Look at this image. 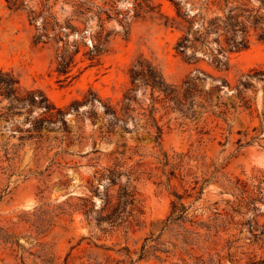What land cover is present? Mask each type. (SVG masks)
I'll use <instances>...</instances> for the list:
<instances>
[{
  "label": "rangeland",
  "instance_id": "obj_1",
  "mask_svg": "<svg viewBox=\"0 0 264 264\" xmlns=\"http://www.w3.org/2000/svg\"><path fill=\"white\" fill-rule=\"evenodd\" d=\"M207 2L23 0L15 10L0 0V70L12 72L22 90L42 91L66 123L33 138L42 109L11 115L0 98V264H264V198L253 190L264 174V81L253 79L255 88L246 91L250 108L235 94L239 80L264 71V42L245 19L248 12L264 16V0ZM41 3L62 27L57 42L50 28V39L33 42L41 17L31 24L28 9ZM173 3L187 21L199 8L207 19L219 18L207 39L213 52L218 35L223 43V22L230 23L224 18L235 16L230 7L248 11L237 18L248 28V48L228 53L226 70L214 66L205 47L188 62L175 49L186 23ZM200 23L193 21V30ZM100 31L106 42L91 62ZM64 45L78 51L68 77L56 72V49ZM138 56L167 83L195 78L202 92L185 114L154 104L159 141L148 90H136L123 121L114 125L104 113V105L120 108ZM236 180L248 185L244 195L253 201L233 188ZM122 187L133 191L135 211L129 215L127 207L114 226L98 223ZM179 203L187 207L184 219L172 212Z\"/></svg>",
  "mask_w": 264,
  "mask_h": 264
},
{
  "label": "trees",
  "instance_id": "obj_2",
  "mask_svg": "<svg viewBox=\"0 0 264 264\" xmlns=\"http://www.w3.org/2000/svg\"><path fill=\"white\" fill-rule=\"evenodd\" d=\"M205 3L211 5H219L220 0L210 1ZM224 5H228V0H223ZM7 6L9 9H21L24 6L23 0H6ZM263 4V3H262ZM177 17H179L183 23H186V26L183 27V35L179 38L176 44V51L180 55H185V58L188 62L194 61V52L199 48L205 47L209 51V42L208 37L211 32H218V17L207 19L206 14L202 13L201 8L192 16L190 20H185V12H180L177 3H173ZM208 9V8H207ZM240 12H248L241 10L239 7H230V12H234V17L229 15L224 18L225 21H230V23H224L221 29V36L223 37V43L220 41V36L216 38V50L212 52V63L218 69H227L228 68V53L239 52L245 50L249 46V35L248 28L244 26L242 22H237V18ZM238 11V12H237ZM44 12H46L44 14ZM237 13V14H235ZM233 15V14H232ZM41 17V26L40 32L34 36V44L39 43L42 39H50L48 35L49 28L53 32L54 41L61 40V36L56 33L58 30H61V26L58 24L57 19L50 13V6L47 3H41L40 9L37 11L31 7L28 9V20L31 24L36 22V19ZM166 18L165 25L167 24L168 18ZM250 19L249 24L257 32V39L264 42V16L259 17L256 14L251 15L248 12V16L245 18ZM200 20V26L193 30V21ZM223 20V21H224ZM174 23H172L173 25ZM176 27L180 28V25L177 24ZM100 28H102L100 26ZM62 32V31H60ZM106 35L103 36L102 31L98 32L95 36V43L92 45V49L88 53V60L93 62L100 55L103 50L104 44L106 42ZM187 49L190 50V53L187 54ZM78 51L70 54L68 52L67 46L57 47L56 49V72L59 76L68 77L71 66L74 63V57ZM221 54V56H219ZM224 56V57H222ZM252 73L247 74L244 79L239 80L235 86V94L237 97L244 102L246 108H250L249 102L250 99H247L245 93L249 89H254L255 86L252 83L253 79L264 81V71L252 70ZM128 76L130 87L123 93L122 99L119 102L120 108L117 110L110 106L104 105V113L109 114L113 118V124L115 125L119 121H123L124 118L130 117V112H132V103L136 101V90L142 88L144 91H149L151 110H149V116L152 120L154 127L156 128V135L154 139L159 141L162 135V128L158 126L157 121L155 120L153 113L155 112L154 104L156 102L160 103L165 109L172 106L171 109L177 110L182 114L189 112L192 109L194 100L197 95H201L202 92L198 90L196 85L195 78H187L182 81L180 85H172L166 82L163 75L156 65L142 56H138L135 61L132 63L128 69ZM223 83H226L223 81ZM0 98L7 101L5 109L9 114H21L31 113L34 109H42L40 117L32 125V132L35 133L33 138H40V132L44 127L54 128L56 124H59L62 127H65L66 123L64 121L63 112L61 109L56 108L45 96L42 91L39 90H22L19 86V80L14 76L12 72H3L0 70ZM264 98V94H263ZM206 101L211 102V94H206ZM76 105H74L75 107ZM120 116V117H119ZM121 118V119H120ZM111 127V126H110ZM111 133V131H106ZM108 178L110 182L115 181V172L114 170L108 171ZM235 190H238L240 194L245 196L248 193V185L239 180L233 185ZM253 190H256L259 199L264 198V174L261 178L258 179V183L253 186ZM245 194V195H244ZM253 201V198L250 196H245ZM180 199V197H177ZM134 193L132 190L126 187H122L119 190L117 195V203L112 208V211L106 215H103L97 219V222L105 221L110 226L116 224V220L119 219L121 213L125 212L127 207H129V215H131L135 210L133 206L134 202ZM110 204L108 194L106 195L105 206ZM179 212L178 219H184L187 212V207L182 203H179L178 206L173 204L172 212ZM264 232V231H263ZM126 262H124L125 264ZM65 264H67V259H65ZM93 264H108V260L101 262H94ZM128 264H133L131 261Z\"/></svg>",
  "mask_w": 264,
  "mask_h": 264
}]
</instances>
